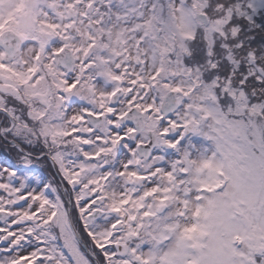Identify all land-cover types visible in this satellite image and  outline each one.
Segmentation results:
<instances>
[{"label":"snow or ice","instance_id":"snow-or-ice-1","mask_svg":"<svg viewBox=\"0 0 264 264\" xmlns=\"http://www.w3.org/2000/svg\"><path fill=\"white\" fill-rule=\"evenodd\" d=\"M0 264H264V0H0Z\"/></svg>","mask_w":264,"mask_h":264}]
</instances>
